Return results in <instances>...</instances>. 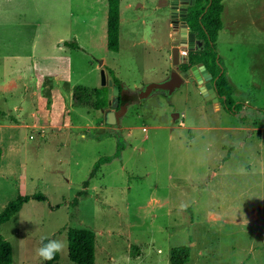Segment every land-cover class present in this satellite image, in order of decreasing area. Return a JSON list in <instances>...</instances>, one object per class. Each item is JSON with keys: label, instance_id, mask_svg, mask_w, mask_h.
<instances>
[{"label": "rangeland", "instance_id": "rangeland-1", "mask_svg": "<svg viewBox=\"0 0 264 264\" xmlns=\"http://www.w3.org/2000/svg\"><path fill=\"white\" fill-rule=\"evenodd\" d=\"M167 1L121 0L111 52L107 0H0V211L19 195L45 196L1 225L12 264H44L42 236L66 241L58 264H74L69 228L96 234L95 264H169L177 246L190 247L187 264H264V0H225L215 45L242 103L234 112L206 100L192 75L171 96L140 99L138 88L179 70ZM102 69L134 95L117 125L72 105L75 86L103 87ZM118 141L119 156L85 189Z\"/></svg>", "mask_w": 264, "mask_h": 264}, {"label": "trees", "instance_id": "trees-1", "mask_svg": "<svg viewBox=\"0 0 264 264\" xmlns=\"http://www.w3.org/2000/svg\"><path fill=\"white\" fill-rule=\"evenodd\" d=\"M120 2L121 0H107L106 46L111 52H117L120 45ZM223 2L224 0H194V3L187 7V13L183 20L187 23L189 30L196 33L197 39L203 42L204 48L188 52L187 62L179 64V70L186 71L193 65L203 63L212 76L211 83L215 84L216 93L219 96L218 102L226 111L234 112L236 107H240L242 103L236 102L233 98L234 89L229 84L226 69L222 65L215 45L218 34L223 28ZM64 45L71 48L77 46L76 43L71 42H65ZM105 70L107 69L105 68ZM110 72L113 84L120 86L121 81L115 77L112 71ZM120 90V106L125 108L134 101V98H132L134 95L130 92L126 96L124 87ZM72 105L93 110H104L108 107V89L105 86L101 88L75 86L72 90ZM122 112V109H120L118 118L123 114ZM109 137L117 138V135L109 133ZM122 148V143L118 141L116 152L112 156H103L94 163L89 178L83 182L85 189L88 188L90 179L99 171L101 166L110 162L112 158L118 157ZM1 155L2 149L0 148V159ZM84 192H79L78 196L84 194ZM31 199L43 201L45 196L41 194L19 195L0 211V264L13 263L12 246L2 236L1 225L8 222ZM73 202H77V197L74 198ZM66 234L69 260L74 264H95L96 234L88 229L77 228H69ZM44 243H47V241H44ZM190 252L191 249L188 246L173 247L170 251L169 264H187L190 260ZM58 260L59 254L52 261H44V264H58Z\"/></svg>", "mask_w": 264, "mask_h": 264}, {"label": "water", "instance_id": "water-1", "mask_svg": "<svg viewBox=\"0 0 264 264\" xmlns=\"http://www.w3.org/2000/svg\"><path fill=\"white\" fill-rule=\"evenodd\" d=\"M174 4L179 3H190L192 5L194 0H172ZM177 8V7H174ZM182 14L177 15V12H174L173 23L175 25H179L180 30V41L179 46H176L172 49V58L174 65H179L181 63L187 62V55H183L180 53L181 49L186 50L187 52L191 51H198L204 48L203 42L198 40L196 37V33L194 31L189 30L187 23L184 20H179L180 17L184 18L187 13V7L179 8ZM102 65V62H100ZM193 75L199 87V91L202 96L206 100H213L214 102H218L219 96L216 93L215 84L213 83L212 86H207L205 83L211 81L212 76L208 73L203 63H199L190 67V69L186 70L185 72L179 73L176 70H173L168 78L165 81L159 83H150L144 86L140 92L139 97L140 99H144L148 97L154 90H162L165 91L168 96H171L173 92L179 88L183 81ZM101 84L102 86L108 85V105L112 108H119L117 111H106L104 115V122L110 125H117L118 124V114L122 106H120V89L121 86L113 84L112 80L107 79V75L104 69L101 70Z\"/></svg>", "mask_w": 264, "mask_h": 264}, {"label": "crops", "instance_id": "crops-1", "mask_svg": "<svg viewBox=\"0 0 264 264\" xmlns=\"http://www.w3.org/2000/svg\"><path fill=\"white\" fill-rule=\"evenodd\" d=\"M169 4V8H171V10H173V12H169L170 13V22H171V25H172V28L169 30V34H172V41H174V40H176L177 39V41H180V30H179V25H175V23H173V20H174V18L175 17H173V13L174 12H177L178 14L177 15H179V2L177 3V4H174V2H172V0H168L167 2H166V4ZM167 4V5H168ZM188 4V6L190 5V3H187ZM223 5H225V0H224V2H223ZM174 7H177V8H174ZM224 9H225V7H224ZM223 13H224V10H223ZM120 26H121V18H120ZM174 28V29H173ZM64 46V45H63ZM176 46V44H173V43H171V48H173V47H175ZM33 56V54H31V55H26L25 57H32ZM16 57H18V56H16ZM171 58V57H170ZM172 60V59H171ZM104 62H102V65H104L103 64ZM173 70H176L175 68H174V66H173ZM177 71V70H176ZM168 71L167 70H165V72L163 73V78L160 80V81H165L167 78H168ZM58 76V74H56L55 72H53L52 73V77L53 78H56ZM193 76V75H192ZM38 76L37 75H32V76H24V75H19L18 77H17V80L19 81V82H27L28 80H33V79H35V78H37ZM15 80H11L9 83H10V85L12 86L15 82H14ZM143 88V87H142ZM142 88H138V91H140ZM126 93V96H128V94L130 93V92H132L131 90H126L125 91ZM71 99H72V95H71ZM99 111V110H98ZM100 112L102 113V114H104L105 115V112L106 111H104V110H100ZM94 128H96V129H106V127H105V125L104 126H94Z\"/></svg>", "mask_w": 264, "mask_h": 264}, {"label": "clouds", "instance_id": "clouds-1", "mask_svg": "<svg viewBox=\"0 0 264 264\" xmlns=\"http://www.w3.org/2000/svg\"><path fill=\"white\" fill-rule=\"evenodd\" d=\"M47 241V243H44ZM67 251V243L61 239H49L46 236L41 237V246L36 249V255L42 261H52L58 254L64 255Z\"/></svg>", "mask_w": 264, "mask_h": 264}, {"label": "built area", "instance_id": "built-area-1", "mask_svg": "<svg viewBox=\"0 0 264 264\" xmlns=\"http://www.w3.org/2000/svg\"><path fill=\"white\" fill-rule=\"evenodd\" d=\"M180 53L183 54V55H187V51L184 50V49H181V50H180Z\"/></svg>", "mask_w": 264, "mask_h": 264}, {"label": "flooded vegetation", "instance_id": "flooded-vegetation-1", "mask_svg": "<svg viewBox=\"0 0 264 264\" xmlns=\"http://www.w3.org/2000/svg\"><path fill=\"white\" fill-rule=\"evenodd\" d=\"M174 29V28H173ZM176 46H179V41H177V43H176ZM175 46V47H176ZM174 48V47H173ZM187 57H188V52H187ZM171 59H173L172 57H171ZM179 67V66H178ZM179 71V70H178ZM182 72H185V71H180V73H182Z\"/></svg>", "mask_w": 264, "mask_h": 264}]
</instances>
